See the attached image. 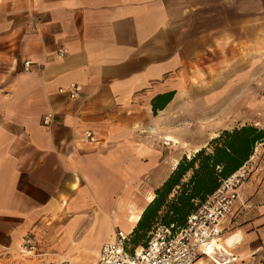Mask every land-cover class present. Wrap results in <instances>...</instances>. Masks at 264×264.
Instances as JSON below:
<instances>
[{"label":"crops","instance_id":"obj_1","mask_svg":"<svg viewBox=\"0 0 264 264\" xmlns=\"http://www.w3.org/2000/svg\"><path fill=\"white\" fill-rule=\"evenodd\" d=\"M263 122L264 0H0V264H97L184 156ZM257 212L229 264H264Z\"/></svg>","mask_w":264,"mask_h":264},{"label":"built area","instance_id":"obj_2","mask_svg":"<svg viewBox=\"0 0 264 264\" xmlns=\"http://www.w3.org/2000/svg\"><path fill=\"white\" fill-rule=\"evenodd\" d=\"M60 56L65 50L59 51ZM32 61H25L29 67ZM80 86L61 88L71 99L80 96ZM55 113L44 116L45 125L55 122ZM95 141L92 132L87 133ZM246 163L239 170L223 180L220 187L189 216L185 227L174 231L158 226L151 234L146 247H132L130 234L118 231L113 240L102 245L97 264H229L236 261L232 251L226 250L223 240L236 229L234 222L245 210L241 202V188L250 176ZM24 250L31 254L40 253L39 244L33 235H27Z\"/></svg>","mask_w":264,"mask_h":264},{"label":"trees","instance_id":"obj_3","mask_svg":"<svg viewBox=\"0 0 264 264\" xmlns=\"http://www.w3.org/2000/svg\"><path fill=\"white\" fill-rule=\"evenodd\" d=\"M173 94L157 99L164 107ZM264 141V129L244 125L224 130L192 156H184L144 210L130 234L132 247H146L158 226L174 231L186 226L188 218L212 195L224 179L249 162L256 144Z\"/></svg>","mask_w":264,"mask_h":264},{"label":"rangeland","instance_id":"obj_4","mask_svg":"<svg viewBox=\"0 0 264 264\" xmlns=\"http://www.w3.org/2000/svg\"><path fill=\"white\" fill-rule=\"evenodd\" d=\"M217 110L218 109H215L214 112H217ZM196 116L197 113L194 115H189L188 117L195 118ZM195 120L196 119H193V121ZM253 125L264 129V122L262 124H253ZM198 128L200 131L201 129H204L203 126L201 125H199ZM248 164L250 166V171H251L250 176L241 188L242 201L245 203L244 206L246 207L244 210V214H247L249 212L254 213L255 211L257 212L264 207V141L256 144V146L254 147L253 155L251 156ZM123 229L125 230L124 226ZM125 232L127 231L125 230ZM28 235L35 236L34 234H28ZM241 236L242 234L238 232L231 235L230 237H234V238L237 237V239H241L242 238ZM130 241L132 244L131 236H130ZM38 243H39V247L42 246L43 244L40 241H38ZM39 251L41 252V249Z\"/></svg>","mask_w":264,"mask_h":264},{"label":"bare ground","instance_id":"obj_5","mask_svg":"<svg viewBox=\"0 0 264 264\" xmlns=\"http://www.w3.org/2000/svg\"><path fill=\"white\" fill-rule=\"evenodd\" d=\"M227 243H229L230 245H233V243H236V240L234 237H229L227 240Z\"/></svg>","mask_w":264,"mask_h":264}]
</instances>
